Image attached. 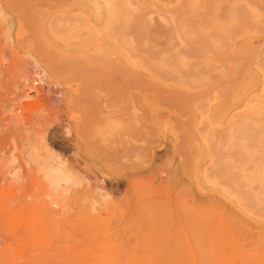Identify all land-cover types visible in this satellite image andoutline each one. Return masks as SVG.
Segmentation results:
<instances>
[{
	"label": "rangeland",
	"instance_id": "obj_1",
	"mask_svg": "<svg viewBox=\"0 0 264 264\" xmlns=\"http://www.w3.org/2000/svg\"><path fill=\"white\" fill-rule=\"evenodd\" d=\"M16 1L0 0V264H264V0H115L123 12L131 9L126 18L143 19L136 24L141 54L130 58L111 46L103 66L84 41L86 0ZM92 1L101 15L114 4ZM92 28L99 36L101 28ZM118 62L157 92L152 107L134 100L139 117L155 110L139 159L114 156L130 117L112 114L128 108L104 75ZM244 118L250 130L229 133L228 125ZM243 136L251 138V198L241 169H225L232 155L239 164L244 157ZM54 155L85 177L84 185L67 193L63 183L54 185L44 171ZM215 161L225 172L221 167L213 180L206 169ZM133 164L145 173L126 180ZM97 195L103 199L93 210Z\"/></svg>",
	"mask_w": 264,
	"mask_h": 264
},
{
	"label": "bare ground",
	"instance_id": "obj_2",
	"mask_svg": "<svg viewBox=\"0 0 264 264\" xmlns=\"http://www.w3.org/2000/svg\"><path fill=\"white\" fill-rule=\"evenodd\" d=\"M16 1V0H15ZM30 1V0H29ZM68 1V0H67ZM114 1V4H112L111 6H112V8H111V6H110V4H111V2H113ZM113 1H110V3H109V8L110 9H104L105 11H103V13H104V15H101V11L99 10V7H98V4L96 5L92 0H86V2L83 4V6H85L86 7V13H88V19L87 18H85L86 20H84V22H83V20H81L80 22H81V27H82V29H84L85 30V38H84V41H85V43L88 45V44H90L91 45V47L93 46V50H97L98 52L96 53V55H95V59L96 60H98V61H100L101 63H100V65L101 66H103L102 65V63L104 64V61H103V59H105V54H107V49L109 48V47H111V46H113L115 49L117 48V47H119L120 49H122L128 56H130V58H137V57H139V54H141L140 52H141V50H140V46L138 45L139 43H140V39H139V31H138V23H137V21L139 22V18L140 19H142L141 17H135L134 18V22H132L131 20L133 19V17H132V19L131 20H129L128 18H126V16H128L129 14L128 13H130V11H131V9L130 8H128L127 10L129 11V9H130V11L128 12H123V7H122V5L121 6H119V5H117L118 3H116V1L115 0H113ZM117 1H119V0H117ZM19 2V1H18ZM34 2V1H33ZM54 2V1H53ZM56 2V1H55ZM54 2V3H55ZM59 2H61V1H59ZM120 2H122L121 0H120ZM15 3V2H14ZM16 3H17V1H16ZM15 3V4H16ZM57 3V2H56ZM123 3H124V1H123ZM131 3V2H130ZM27 4V3H26ZM106 5H108V3H105ZM126 4V3H125ZM19 5V4H18ZM22 6V5H21ZM26 6V5H25ZM33 6V5H32ZM67 6V5H66ZM124 6V5H123ZM126 6H127V4H126ZM27 7V6H26ZM26 7H23V8H26ZM61 7V6H60ZM22 8V7H21ZM21 8H19V9H21ZM23 8H22V10H23ZM107 8V7H106ZM27 9H29L28 7H27ZM26 9V11H25V9L23 10V12H26L27 13V11H29V10H27ZM83 9V8H82ZM125 10V9H124ZM31 12V11H30ZM123 12V13H122ZM124 13H127V15L126 16H124V15H122V14H124ZM28 14V13H27ZM26 14V15H27ZM27 16H29V14L27 15ZM27 16H25V17H27ZM130 16V15H129ZM30 18V17H29ZM138 18V19H137ZM31 19V18H30ZM135 19H137L136 21H135ZM143 20V19H142ZM27 21H28V17H27ZM31 21H32V19H31ZM30 20H29V22H31ZM90 21H92V22H90ZM141 21V20H140ZM28 22V23H29ZM33 22V21H32ZM32 22H31V24H32ZM56 22V21H55ZM77 22V21H76ZM83 22V23H82ZM136 22V23H135ZM146 22V21H145ZM28 23H27V25H28ZM135 25H134V24ZM142 23H143V21H142ZM31 24H30V26H31ZM55 24V23H54ZM137 24V25H136ZM33 25H34V23H33ZM33 25L31 26V27H33ZM93 25H96L97 27L99 26V28H101L100 29V33L98 34L97 33V31H96V33H97V35H99V36H95L93 33H91V29H93L92 27H93ZM53 26V25H52ZM80 26V25H79ZM140 26H142V24L140 25ZM147 26V25H146ZM30 27V28H31ZM36 27V26H35ZM42 27V26H41ZM55 27V26H54ZM95 27V26H94ZM145 27V26H144ZM30 28H29V30H30ZM52 28V27H51ZM143 28V27H142ZM27 29H28V27H27ZM33 29H35V28H33ZM37 29V28H36ZM73 29V28H72ZM71 29V30H72ZM63 30V29H62ZM70 30V29H69ZM95 30H96V28H95ZM140 30V29H139ZM44 31V30H43ZM83 31V30H82ZM94 31V30H93ZM143 30L141 29V32H142ZM32 32H33V30H32ZM59 32H61V33H63L61 30L59 31ZM58 32V33H59ZM65 32V31H64ZM140 32V33H141ZM144 32V31H143ZM142 32V33H143ZM45 33V32H44ZM75 33H76V31H75ZM74 33V34H75ZM35 33H33V35H34ZM37 34V33H36ZM64 34V33H63ZM72 34V33H71ZM74 34H72L71 35V37H77V36H75ZM93 34V35H92ZM184 35H185V33H183ZM32 35V36H33ZM41 35V34H40ZM39 35V36H40ZM74 35V36H73ZM80 35V34H79ZM82 35H84V34H82ZM31 36V35H30ZM29 37V36H28ZM37 37V36H36ZM96 37H98V38H96ZM35 37H33V39H34ZM68 38V37H67ZM78 38V37H77ZM82 38V37H81ZM145 38V37H144ZM32 39V40H33ZM36 39V38H35ZM34 39V40H35ZM69 39H70V37H69ZM68 39V40H69ZM79 39H80V37H79ZM142 40H143V38H141ZM67 40V39H66ZM110 40L111 41H113V42H110ZM80 41H82L83 42V39L82 40H80ZM147 41V40H146ZM34 42V41H33ZM40 42V41H39ZM48 42H50V40L48 41ZM67 42V41H66ZM81 42V43H82ZM149 42V41H148ZM37 43H38V41H37ZM46 43V42H45ZM64 43H65V41H64ZM72 43H74V42H72ZM85 43H83V44H85ZM150 43H151V41H150ZM149 43V44H150ZM153 43V42H152ZM85 44V45H86ZM35 45H36V43H35ZM42 45V44H41ZM45 45V44H44ZM43 45V46H44ZM69 45H70V43H69ZM90 45H88V47H90ZM37 46V45H36ZM72 46H73V44H72ZM75 46V48L73 47L72 49H76V46H77V49H76V52L78 51V50H82V48H83V51L84 50H89L88 48H84V47H82V45L80 46V45H74ZM149 46V45H148ZM155 46V45H154ZM38 47H39V45H38ZM45 47V46H44ZM48 47V46H47ZM46 47V48H47ZM69 47V46H68ZM153 47V46H152ZM152 47H149L150 48V51H148V53L147 54H151V53H149V52H151V49L153 50V48ZM70 48V47H69ZM148 48V47H147ZM155 48V47H154ZM43 49V48H42ZM115 49L113 50L112 49V51H115ZM142 49V48H141ZM156 49V48H155ZM36 50H37V48H36ZM49 50V49H48ZM65 50V49H64ZM144 50V49H143ZM145 50H146V48H145ZM145 50H144V52H145ZM148 50V49H147ZM38 51V50H37ZM52 51V50H51ZM73 51H75V50H73ZM85 51V52H86ZM41 52V51H40ZM45 52V51H44ZM43 52V53H44ZM48 52V51H47ZM70 52H72L71 51V49H70ZM147 52V51H146ZM154 52V51H153ZM56 53V52H55ZM89 53V52H88ZM45 54V53H44ZM90 54V53H89ZM122 54V53H121ZM154 54H155V52H154ZM59 55V54H58ZM124 55V54H123ZM60 56V55H59ZM71 56V55H70ZM155 56V55H154ZM153 55H152V57H154ZM64 57V56H63ZM62 57V58H63ZM69 57V56H68ZM74 57V56H73ZM151 57V58H152ZM46 58H47V56H46ZM72 58V57H71ZM79 58V57H78ZM123 58H125L124 56H123ZM66 59V58H65ZM65 59H64V61H65ZM73 59V58H72ZM69 60V61H74V60ZM82 59V58H81ZM126 59V58H125ZM150 59V58H149ZM53 60V59H52ZM60 60H62V59H60ZM151 60V59H150ZM54 61V60H53ZM58 61V60H57ZM63 61V60H62ZM67 61V60H66ZM68 61V62H69ZM87 61V59H85V62ZM50 62V61H49ZM60 62V61H59ZM154 62V61H153ZM64 63V62H63ZM79 63V62H78ZM81 63V62H80ZM83 63V62H82ZM81 63V65H83ZM119 64H117V65H114V64H112V65H114V66H112V67H107V66H105V67H107V69H106V71H105V73L106 74H104L105 75V79H107L108 80V78H110L109 80L112 82V85L111 86H113L114 88H112L113 90L111 91V94L113 93V96L115 95V96H118L119 98L120 97H124V98H126L127 99V102H128V110L127 109H125L126 107H123L122 108V106H118V108L117 107H115L114 108V113H112L113 115L114 114H117L116 116L118 117V118H122L124 115L126 116L127 115V113H128V115H129V113H130V117H129V120H128V123L127 124H125V127H124V129L122 128V130H121V132H119V134H117L118 135V137L115 139V142H116V146L117 145H119V148H117V149H119V153L116 155V153H114V156H115V158H117V159H119V158H121V159H123V158H132V157H134V158H136V159H139L140 157H142V155H143V153L145 152V150L147 151V146H148V142L150 141H148V136L149 135H151V134H149L148 132H147V130L149 131L150 130V126L148 125V116H149V111H150V114L152 113V114H154L153 113V111L155 112V110H149L148 112H146V113H144L143 115H142V117H139V116H137L136 114H137V112H138V109L135 107V105H134V100L135 99H138L137 101H142L143 100V102L145 101L146 102V104H145V106L144 107H146V108H148V107H152L153 106V103L157 100V95H153L152 93H155V91L153 90V89H151V90H149V89H144V87H142V83H139V81H137L138 79L136 78V76H135V73L134 72H132V71H130L128 68H126L122 63H120V62H118ZM151 63H152V61H151ZM54 64V63H53ZM61 64V63H60ZM69 64L71 65V66H75L74 65V63H72L71 64V62H69ZM76 65H77V61H76V63H75ZM99 64V63H98ZM62 65V64H61ZM65 63H64V67H65ZM70 65H68L69 67H70ZM81 65L79 66V64L76 66V67H81ZM109 65H110V63H109ZM58 67H60V66H58ZM62 68H64L63 66H61ZM68 67V68H69ZM76 67H73V68H75V70L77 69ZM152 67V66H151ZM156 67V66H155ZM66 68H67V65H66ZM72 68V67H71ZM71 68H69V70H66V71H70V69ZM65 69V68H64ZM59 70V69H58ZM60 70H61V68H60ZM73 70V69H72ZM91 70V69H90ZM90 70H86L85 72L87 73V71H90ZM64 71V70H63ZM83 71V70H82ZM92 71H93V69L90 71V73H92ZM65 72V71H64ZM85 72L83 71V73L85 74ZM100 72H104V71H100ZM53 73V72H52ZM61 73V72H60ZM66 73V72H65ZM59 74V73H58ZM91 76H93L92 74H90ZM90 75H88V76H90ZM95 76H96V73L94 74ZM112 76V77H114L113 78V80L111 79L112 77H106V76ZM75 76V75H74ZM78 76V75H77ZM82 76V75H81ZM101 76V75H100ZM99 76V78H101ZM96 77H98V76H96ZM73 78V77H72ZM75 78V77H74ZM77 78V77H76ZM104 78V77H103ZM77 79H79V77L77 78ZM82 79V78H81ZM86 79H89V77L88 78H86ZM86 79H84V80H86ZM102 79V78H101ZM101 79H99L98 80V78H97V81H98V83H99V81L101 82L102 80ZM141 81V80H140ZM110 82V83H111ZM82 83H86V82H82ZM81 83V84H82ZM101 83H103V81L101 82ZM108 83V82H107ZM110 83L109 84H105V82H104V84H105V86L106 85H109V87H111L110 86ZM89 84V83H88ZM103 84V85H104ZM85 85H87V84H85ZM84 85V86H85ZM102 84H100V87H102L101 86ZM147 85H149V86H151L152 84L151 83H147ZM104 86V87H105ZM89 87V86H88ZM90 87H92V86H90ZM89 87V88H90ZM103 88V87H102ZM155 88V87H154ZM129 89H131V90H136L137 91V96H135V95H131V97H130V95H128V90ZM111 90V89H110ZM86 91V90H85ZM90 92H91V89L89 90ZM88 91V92H89ZM114 91V92H113ZM133 92V91H132ZM157 93V92H156ZM155 93V94H156ZM83 95H85L84 93H82ZM82 94H80L81 96H82ZM89 93H86V96L88 95ZM91 94V93H90ZM153 96H152V95ZM92 95V94H91ZM90 95V96H91ZM171 95V94H170ZM78 96V95H77ZM89 96V97H90ZM172 96H174V95H172ZM84 97V96H83ZM79 98V97H78ZM86 98V97H85ZM88 98V97H87ZM111 98V97H110ZM168 98H173V97H168ZM175 98V97H174ZM80 99H81V97H80ZM83 99V98H82ZM89 99V98H88ZM159 99V98H158ZM170 99H168V101L170 100ZM85 100V99H84ZM92 100V99H91ZM114 100V99H113ZM163 101V100H162ZM166 101H167V99H166ZM172 101V100H171ZM171 101L169 102V103H171ZM103 102V101H102ZM123 102V100L120 102H117V103H122ZM125 102V101H124ZM79 103V102H78ZM139 103V102H138ZM166 103H168V102H166ZM168 103V104H169ZM172 103H174V101H172ZM171 103V104H172ZM171 104H170V106H171ZM82 105V104H81ZM87 105V104H86ZM93 105V104H92ZM96 105V104H95ZM124 105V104H123ZM173 105V104H172ZM100 106H101V104H100ZM171 108V107H170ZM176 108V107H175ZM129 109L131 110V111H129ZM153 109V108H152ZM128 111L127 113H126V111ZM109 113V112H108ZM109 115H110V113H109ZM157 115V114H156ZM155 116V115H154ZM244 116H245V114H244ZM115 117V116H114ZM156 118H157V116H155ZM151 118H152V116H151ZM156 118H152V120L153 119H156ZM240 118V117H239ZM241 118H242V116H241ZM115 119H117V118H115ZM144 119V121H141V120H143ZM122 120V119H121ZM121 120H119V121H121ZM114 121V120H113ZM118 121V120H117ZM123 121V120H122ZM153 122V121H152ZM152 122H150V123H152ZM122 123H124V122H122ZM238 123V122H237ZM236 122L234 123V122H231V124L230 125H228L229 127H228V129H229V133H231L232 131L231 130H233L234 131V134H235V130H234V127L235 126H237V128H236V130H237V132H239V134H240V132H241V134H242V132H246V131H248V130H250V125H249V121H248V119L247 118H244V120H242L238 125H235V124H237ZM252 125V124H251ZM252 129V128H251ZM255 129V128H254ZM68 130L66 129V131L65 132H67ZM64 132V133H65ZM29 133H31V129H30V132ZM38 133V132H37ZM44 133V132H43ZM67 134V133H66ZM247 134V133H246ZM249 134L250 133H248V135L247 136H249ZM39 135V134H38ZM37 136V135H36ZM220 136H222V135H220ZM239 136V135H238ZM241 136V135H240ZM236 137V136H235ZM242 137V136H241ZM244 137V136H243ZM251 137H253V136H251ZM32 138V137H31ZM113 138H115V137H113ZM212 138V137H211ZM217 138V137H216ZM224 138H226V137H224ZM227 138L228 139H230L231 138V136H230V134L227 136ZM234 138V137H233ZM253 139H254V137H253ZM37 140V139H36ZM221 140H222V138H221ZM220 140V141H221ZM226 140V139H225ZM224 140V141H225ZM237 140V139H236ZM243 140V139H242ZM250 140H251V138H249V137H244V140H243V144H244V146L247 148L248 147V145L250 146V144H248V141L250 142ZM39 141V143H42V141L40 142V140H38ZM97 141V140H96ZM99 141V140H98ZM211 141H212V139H211ZM234 141V140H233ZM253 141V140H252ZM37 142V141H36ZM111 142V141H110ZM216 142H217V140H216ZM235 142H237V141H235ZM112 143H114V141L112 142ZM133 144V145H129V144ZM209 143H210V139H209ZM213 143V142H212ZM215 143V142H214ZM240 143V142H239ZM238 143V146L240 145ZM224 144V143H223ZM31 145V144H30ZM213 145V144H212ZM216 146H217V143H216ZM232 146V145H231ZM33 147V146H32ZM34 147H35V145H34ZM95 147V146H94ZM102 147V146H101ZM100 147V148H101ZM212 147H214V146H212ZM234 149H236L234 146H232ZM97 148V147H96ZM214 148H216V149H218L217 147H214ZM238 148V147H237ZM42 149V148H41ZM103 150H104V148H102ZM240 149H242V147H240ZM239 149V150H240ZM43 150V149H42ZM110 150H111V152H112V149L110 148ZM223 150V149H222ZM251 149H249L248 150V148L245 150L246 152H245V155H244V157L242 158V156L240 157V158H242V159H240V164H239V160H238V162H237V160H235L234 158H233V155H232V160H231V157H230V165H227L226 166V168L225 169H227L228 167H230V168H232V169H236V170H238V169H241V171H242V173H243V178H244V185L243 186H245L246 187V191H245V193H244V195H246L247 197H250L251 198V195L253 194V189H252V182L256 179V177H254V175H253V171H252V167H250L251 166V164H249L250 162H251V160H252V154L249 152ZM105 151V150H104ZM108 151V149H106V151H105V153L104 154H106V152ZM117 151V150H116ZM115 151V152H116ZM219 151L221 152V150L219 149ZM225 152H226V150H224ZM233 151V150H232ZM243 151V150H242ZM248 151V152H247ZM93 152H94V150H93ZM98 152V151H97ZM212 152V151H211ZM224 152V153H225ZM213 153V152H212ZM217 153V152H216ZM215 152H214V154H216ZM219 153V152H218ZM217 153V154H218ZM224 153H223V155H224ZM230 153V152H229ZM240 153V152H239ZM243 153H244V151H243ZM242 153V154H243ZM94 154H96V153H94ZM98 154V153H97ZM108 154V153H107ZM111 155H110V157L112 156V153H110ZM213 154V157L215 156ZM216 154V155H217ZM234 154V153H233ZM241 154V155H242ZM201 155H202V153H201ZM221 155H222V153H221ZM55 156V155H54ZM97 156V155H96ZM98 156H99V154H98ZM103 156V155H102ZM105 156V155H104ZM225 156V155H224ZM107 157H109V154H108V156ZM110 157H109V159H110ZM212 157V158H213ZM217 157L218 156H216L215 158L217 159ZM222 157V156H221ZM57 157L55 156V159H56ZM95 158H99V157H95ZM215 158L213 159V160H215ZM223 158V157H222ZM237 158V157H236ZM105 159V161H107L106 163H109L108 162V159L106 160V158H104ZM221 159V158H220ZM234 159V160H233ZM47 160V159H46ZM50 160H52V159H50ZM57 161H49V162H47L46 161V164H44L46 167H44V165H43V167H44V169H46V170H44L45 172H46V175L48 176V178H50V179H52V182L54 183V185L56 184V186H59V182H61V183H63L64 185H62V191H65V193H67L68 191V188H69V186L71 187V186H73L74 188L75 187H78V186H76V185H82L83 183L82 182H86V179H85V177H83V178H80V176H78L79 175V173H75V172H71V167L70 168H68L67 167V165H66V163H65V165H64V162H63V160H61V161H58V160H60V158L58 157L57 159H56ZM101 160V159H100ZM102 160H103V158H102ZM101 160V161H102ZM120 160V159H119ZM41 161V160H40ZM128 161H130V160H128ZM138 161V160H137ZM45 162V161H44ZM99 162V161H98ZM113 162V161H112ZM145 162V161H144ZM102 163H103V161H102ZM101 163V164H102ZM242 163V164H241ZM104 164V163H103ZM102 164V165H103ZM116 164V163H115ZM219 164V162L218 161H215L209 168H207L206 170H208L209 171V175L211 176V178H212V176H214V178H213V180L214 179H216L217 177H218V174L220 173L221 174V172H220V170L223 172V167L220 165H218ZM227 164V163H226ZM104 165H106V164H104ZM121 165V164H120ZM134 165V164H133ZM250 165V166H249ZM19 166V165H18ZM219 166V167H218ZM224 166V165H223ZM138 167V166H137ZM135 165L134 166H128V167H126V169H128L130 172L125 176L126 177V180H129V178H131V177H133V176H140V175H142L143 173H145L144 171H142L141 170V168L140 169H138ZM142 167V166H141ZM152 167V166H151ZM223 169H222V168ZM238 167H240V168H238ZM124 168V167H123ZM125 169V170H126ZM150 168H148V170H149ZM225 169H224V172H225ZM232 169H231V171H232ZM24 170V169H23ZM43 170V169H42ZM41 170V171H42ZM107 170V169H106ZM141 170V171H140ZM235 170V171H236ZM260 170V169H259ZM113 171V170H112ZM127 171V170H126ZM150 171V170H149ZM227 171H228V169H227ZM230 171V172H231ZM257 171V170H256ZM230 172H229V174H230ZM234 172V170L231 172V173H233ZM237 172V171H236ZM259 172V171H258ZM257 172V173H258ZM116 174V173H115ZM236 174H239V173H236ZM254 174H256V173H254ZM81 175V174H80ZM83 175V174H82ZM217 175V176H216ZM240 175H242V174H240ZM9 176H10V174H9ZM47 176H45V178L47 177ZM85 176V175H84ZM207 176H208V174H207ZM227 176V175H226ZM236 176V175H235ZM234 176V177H235ZM82 177V176H81ZM216 177V178H215ZM240 177V176H239ZM5 178V177H4ZM232 178H233V176H232ZM242 178V177H241ZM221 179V178H220ZM229 179V178H228ZM218 180H219V178H218ZM9 181V180H8ZM49 181V180H48ZM236 181V180H235ZM242 182V181H241ZM2 184V183H1ZM76 184V185H75ZM234 184H235V182H234ZM84 185V184H83ZM237 184H235V186H236ZM240 185V184H239ZM130 186V185H129ZM234 186V185H233ZM6 187V186H5ZM12 187V186H11ZM81 187V186H80ZM7 189V188H6ZM77 189V188H76ZM235 189H236V187H235ZM242 189V188H241ZM9 190V189H8ZM7 190V191H8ZM75 190V189H74ZM80 190V189H79ZM237 190H240V189H237ZM67 191V192H66ZM76 192H77V190H75ZM81 191V190H80ZM79 191V192H80ZM241 191V190H240ZM8 194L10 193V192H7ZM84 193V192H83ZM86 193V192H85ZM239 193V192H238ZM82 194V193H81ZM80 194V195H81ZM7 195V194H6ZM85 195V194H84ZM87 195V194H86ZM8 196V195H7ZM71 196V195H70ZM62 197V196H61ZM243 197V196H242ZM83 198V197H82ZM82 198H80V199H82ZM102 198V196L101 195H97V197H95V198H91L90 199V206H91V208L93 209V208H95V206L93 205V203H95V202H97L98 203V201H100V199ZM103 199V198H102ZM245 199V198H244ZM248 200H249V198H248ZM76 201V200H75ZM80 201V200H79ZM106 201V200H105ZM105 201L104 200H102V202H101V206L99 207V208H101V210L103 209V210H106V205L105 204H107V202L105 203ZM82 202V201H81ZM83 202H84V199H83ZM85 204H86V202H85ZM82 205V204H81ZM73 206V205H72ZM75 206V205H74ZM73 206V207H74ZM84 206V205H83ZM87 206H89V205H87ZM13 207H15V206H13ZM81 209H83V208H81ZM81 209H78V210H81ZM93 210H95V209H93ZM96 210H100V209H97L96 208ZM72 211V210H71ZM70 211V212H71ZM75 211V210H74ZM77 212V211H76ZM98 213V212H97ZM86 214V213H85ZM104 215H106V214H104ZM79 217H81V216H79ZM87 219H89V218H87ZM73 220V219H72ZM98 219L96 218V217H91L90 219H89V221H91V222H93V221H97ZM88 221V220H87ZM88 221V222H89ZM91 222H89V223H91ZM97 223V222H96ZM93 224V223H92ZM60 229V228H59ZM53 238V237H52ZM55 238V237H54ZM53 238V239H54ZM24 243V242H23ZM54 243V242H53ZM35 254V253H34ZM54 257V256H53ZM45 260H47V258L45 259ZM39 261V260H38ZM67 261V260H66ZM69 261V260H68ZM24 262V261H23ZM63 262V261H62ZM1 263V262H0ZM59 263V262H58ZM102 264V263H101Z\"/></svg>",
	"mask_w": 264,
	"mask_h": 264
}]
</instances>
